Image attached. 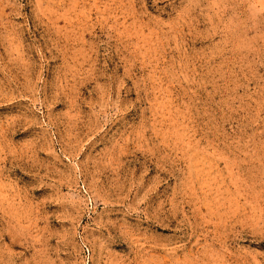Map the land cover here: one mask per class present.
<instances>
[{
	"label": "rangeland",
	"instance_id": "1",
	"mask_svg": "<svg viewBox=\"0 0 264 264\" xmlns=\"http://www.w3.org/2000/svg\"><path fill=\"white\" fill-rule=\"evenodd\" d=\"M0 264H264V0H0Z\"/></svg>",
	"mask_w": 264,
	"mask_h": 264
}]
</instances>
